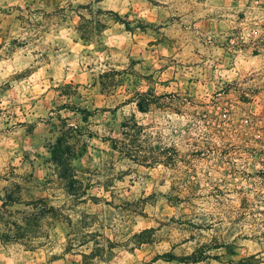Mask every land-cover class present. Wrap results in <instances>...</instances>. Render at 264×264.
<instances>
[{"label": "clouds", "instance_id": "1", "mask_svg": "<svg viewBox=\"0 0 264 264\" xmlns=\"http://www.w3.org/2000/svg\"><path fill=\"white\" fill-rule=\"evenodd\" d=\"M0 264H264V0H0Z\"/></svg>", "mask_w": 264, "mask_h": 264}]
</instances>
